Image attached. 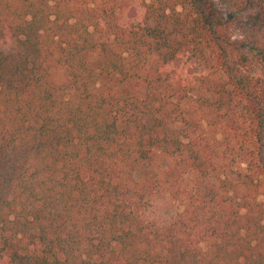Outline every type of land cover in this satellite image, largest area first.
<instances>
[{
	"label": "trees",
	"instance_id": "1",
	"mask_svg": "<svg viewBox=\"0 0 264 264\" xmlns=\"http://www.w3.org/2000/svg\"><path fill=\"white\" fill-rule=\"evenodd\" d=\"M0 264H264V0H0Z\"/></svg>",
	"mask_w": 264,
	"mask_h": 264
},
{
	"label": "rangeland",
	"instance_id": "2",
	"mask_svg": "<svg viewBox=\"0 0 264 264\" xmlns=\"http://www.w3.org/2000/svg\"><path fill=\"white\" fill-rule=\"evenodd\" d=\"M6 49L9 47L8 44L4 46ZM177 208L171 203L166 197L160 196L156 200V204L153 207L152 216L157 220H169L174 214Z\"/></svg>",
	"mask_w": 264,
	"mask_h": 264
}]
</instances>
